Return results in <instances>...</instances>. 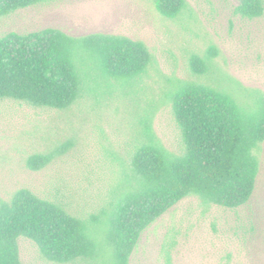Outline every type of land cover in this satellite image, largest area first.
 I'll list each match as a JSON object with an SVG mask.
<instances>
[{
	"label": "rangeland",
	"instance_id": "obj_1",
	"mask_svg": "<svg viewBox=\"0 0 264 264\" xmlns=\"http://www.w3.org/2000/svg\"><path fill=\"white\" fill-rule=\"evenodd\" d=\"M175 18L154 0H45L0 18V35L46 27L72 36L107 33L139 40L153 61L129 81L92 80L68 108L0 100V200L21 188L61 202L83 218L101 217L128 186L135 146L150 122L161 144L182 153L181 130L171 96L181 80L194 79L193 54L217 49L202 77L211 84L264 92V12L248 18L241 0H186ZM66 151L39 170L28 158L63 144ZM250 201L237 208L208 206L188 196L146 228L130 264H264V143ZM22 264L60 263L45 257L30 238H18Z\"/></svg>",
	"mask_w": 264,
	"mask_h": 264
},
{
	"label": "trees",
	"instance_id": "obj_2",
	"mask_svg": "<svg viewBox=\"0 0 264 264\" xmlns=\"http://www.w3.org/2000/svg\"><path fill=\"white\" fill-rule=\"evenodd\" d=\"M45 0H0V18ZM157 10L175 18L186 0H154ZM248 18L264 12V0H241ZM193 54L195 78L181 80L172 109L181 130L182 153L168 151L150 122L133 151L132 177L101 217L83 218L61 202L28 188L0 200V264H22L18 238L32 239L48 259L76 264H130L142 232L180 200L196 196L208 205L237 208L255 191L264 143V92L203 80L211 57ZM153 56L146 44L127 36L90 33L72 36L46 27L0 35V100L65 109L97 78L129 81L142 76ZM68 147L31 155L39 170ZM171 250H165L171 264Z\"/></svg>",
	"mask_w": 264,
	"mask_h": 264
}]
</instances>
